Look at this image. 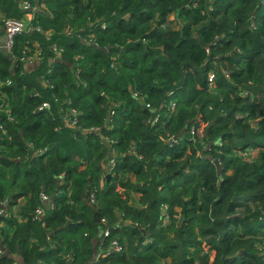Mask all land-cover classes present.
Returning a JSON list of instances; mask_svg holds the SVG:
<instances>
[{
    "label": "trees",
    "instance_id": "16d2710c",
    "mask_svg": "<svg viewBox=\"0 0 264 264\" xmlns=\"http://www.w3.org/2000/svg\"><path fill=\"white\" fill-rule=\"evenodd\" d=\"M27 1L11 54L35 68L0 47V264H264V0Z\"/></svg>",
    "mask_w": 264,
    "mask_h": 264
},
{
    "label": "built area",
    "instance_id": "2783aa9c",
    "mask_svg": "<svg viewBox=\"0 0 264 264\" xmlns=\"http://www.w3.org/2000/svg\"><path fill=\"white\" fill-rule=\"evenodd\" d=\"M19 8L21 10V12L25 13L24 16H26V18L20 19V20H16V19H7L4 21L3 24V33H4V44H3V49L11 55L12 58H14V60H18L20 62H22L23 64H32L36 61H38L40 59V52L37 50L35 51L33 54L29 55V56H24L22 58H15V56H13V54H11V50L13 48L14 45V41L15 38L22 35L23 33H28L30 31H34V30H38V28H35L34 26H32V21H33V11L35 10V6L31 5V3L27 0H19ZM39 8V6H38ZM211 76V75H210ZM209 76V77H210ZM208 81L211 83L213 81V75L208 78ZM6 84L9 85L10 81L6 80ZM49 108V104L47 103H43L42 106L40 107V109H48ZM70 115L73 116L72 120L71 119H67V123H65L67 126H69L70 128H73L76 125V113L74 110H72L70 112ZM111 115V113H110ZM89 132L92 133H98L99 129L98 128H91L89 129ZM191 133L194 134V128L191 130ZM170 141L175 142L174 139H171ZM113 143V142H112ZM243 156H247V159L250 161L252 160V158H254L257 154L256 150H250L249 152H244ZM110 160L107 162V164H105V168H104V172L102 174V181H101V185L103 182V179L105 178V176L111 175L113 170H114V165H115V161L114 158L109 156ZM40 199L42 200V202H47L48 201V197L41 192L40 193ZM89 203L90 204H95L96 203V199H95V191H93L90 195H89ZM50 207H52V205H50ZM6 211V206L2 207L0 209V214H2L3 212ZM43 211L42 209H36L35 214H34V219H37L38 217L42 216ZM101 223L103 227L106 224L105 220L102 219ZM111 235V231L107 228L104 227L102 229V241H100V246L102 247V254L105 255H109L110 252H115V253H120L122 251V247L120 246V244L118 243V241H114L113 239H110L108 241V243L106 244V246H104L105 242L103 241L104 239H109ZM106 248V249H104ZM2 253V251H0V254Z\"/></svg>",
    "mask_w": 264,
    "mask_h": 264
},
{
    "label": "crops",
    "instance_id": "0c3cea01",
    "mask_svg": "<svg viewBox=\"0 0 264 264\" xmlns=\"http://www.w3.org/2000/svg\"><path fill=\"white\" fill-rule=\"evenodd\" d=\"M24 18H26V16H24L22 19L24 20ZM3 44H4V37H3V29L0 28V47L3 48ZM26 69H34L35 65H31V64H25ZM99 254V251L97 252V255Z\"/></svg>",
    "mask_w": 264,
    "mask_h": 264
},
{
    "label": "rangeland",
    "instance_id": "374dc122",
    "mask_svg": "<svg viewBox=\"0 0 264 264\" xmlns=\"http://www.w3.org/2000/svg\"><path fill=\"white\" fill-rule=\"evenodd\" d=\"M167 23H169L171 26H172V28H176V25H175V23H174V16L173 15H170L168 18H167ZM3 37H4V33H3ZM210 76V75H209ZM212 76V75H211ZM210 76V77H211ZM210 77H208V78H210ZM194 132H195V130H194ZM250 150H246L245 152H249ZM237 155H240V154H237ZM244 154H241V157L243 156ZM165 222H167V220H165L164 221V223ZM114 241H118L117 239H113Z\"/></svg>",
    "mask_w": 264,
    "mask_h": 264
},
{
    "label": "water",
    "instance_id": "95a60500",
    "mask_svg": "<svg viewBox=\"0 0 264 264\" xmlns=\"http://www.w3.org/2000/svg\"><path fill=\"white\" fill-rule=\"evenodd\" d=\"M38 10H39V8H38V4H36V6H35V11H34V12H36V11H38ZM109 178H110V175L107 176V181H109ZM93 254H95V251H93Z\"/></svg>",
    "mask_w": 264,
    "mask_h": 264
}]
</instances>
